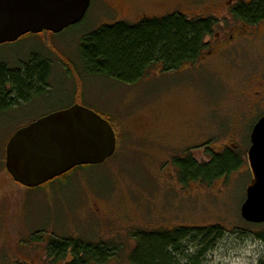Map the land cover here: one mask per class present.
<instances>
[{
    "label": "rangeland",
    "instance_id": "374dc122",
    "mask_svg": "<svg viewBox=\"0 0 264 264\" xmlns=\"http://www.w3.org/2000/svg\"><path fill=\"white\" fill-rule=\"evenodd\" d=\"M239 1L251 0H90L83 19L61 32L0 44V60L9 66L32 54L51 61L48 89L0 114V264H67L70 254L54 260L46 250L48 239L64 236L110 241L115 254L105 264H131L136 231L210 225H220L224 234L201 264L264 259L256 227L240 216L251 179L249 136L264 115V21L234 19L229 8ZM172 13L217 19L195 63L169 73L152 68L134 85L84 75L78 47L85 34ZM73 104L111 124L114 153L75 169L66 183L29 188L15 181L5 169L10 137ZM225 149L241 156L237 171L211 184L180 182L175 157L207 163L210 153Z\"/></svg>",
    "mask_w": 264,
    "mask_h": 264
},
{
    "label": "trees",
    "instance_id": "16d2710c",
    "mask_svg": "<svg viewBox=\"0 0 264 264\" xmlns=\"http://www.w3.org/2000/svg\"><path fill=\"white\" fill-rule=\"evenodd\" d=\"M234 19L247 25L264 21V0L239 1L229 8ZM217 19L212 16L190 18L181 13L162 17L143 18L135 23L117 21L104 24L85 34L78 47V58L86 76L103 77L123 85H134L146 77L152 68L169 73L187 64L195 63L206 49L204 42L213 33ZM42 33H50L44 31ZM39 33V34H42ZM38 34H26L29 37ZM51 61L32 54L15 66L0 60V114L28 101L49 87ZM76 90V96L78 94ZM76 99V98H75ZM207 163H198L187 155L173 159L183 185L200 180L211 184L217 178L239 169L241 156L233 150L210 153ZM83 165L42 185L55 181L66 183L68 176ZM254 236L264 245V223L253 224ZM220 225L205 227H177L172 230L136 231V244L130 253L131 264H201L204 257L222 238ZM33 240L40 237L34 235ZM110 241L92 242L73 237L48 239L47 255L54 260L68 254L67 264H105L115 254ZM258 264H264V259Z\"/></svg>",
    "mask_w": 264,
    "mask_h": 264
},
{
    "label": "water",
    "instance_id": "95a60500",
    "mask_svg": "<svg viewBox=\"0 0 264 264\" xmlns=\"http://www.w3.org/2000/svg\"><path fill=\"white\" fill-rule=\"evenodd\" d=\"M90 0H0V44L26 34L58 33L80 22ZM246 153L250 183L241 218L264 223V115L252 127ZM111 124L94 111L73 104L18 129L5 150V169L22 185L34 188L73 168L104 162L115 151Z\"/></svg>",
    "mask_w": 264,
    "mask_h": 264
}]
</instances>
